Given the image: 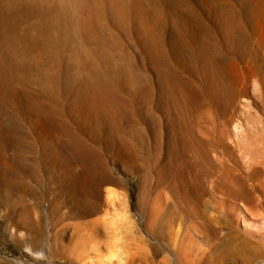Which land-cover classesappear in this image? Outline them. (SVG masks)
<instances>
[{
  "label": "rangeland",
  "instance_id": "obj_1",
  "mask_svg": "<svg viewBox=\"0 0 264 264\" xmlns=\"http://www.w3.org/2000/svg\"><path fill=\"white\" fill-rule=\"evenodd\" d=\"M0 106V264H264V0H0Z\"/></svg>",
  "mask_w": 264,
  "mask_h": 264
},
{
  "label": "bare ground",
  "instance_id": "obj_2",
  "mask_svg": "<svg viewBox=\"0 0 264 264\" xmlns=\"http://www.w3.org/2000/svg\"><path fill=\"white\" fill-rule=\"evenodd\" d=\"M64 3V2H63ZM178 7V6H177ZM178 9H179V11H180V7H178ZM186 10V9H185ZM185 10H183V11H185ZM178 12V11H177ZM178 15H179V17H180V19L182 20L181 22L182 23H186L189 27H191L192 29H196V22H195V20L192 18V17H190L188 14H186L185 12L184 13H182V12H180V13H177ZM156 25V24H155ZM142 29V28H141ZM162 29V28H161ZM153 30H155L154 32H152L154 35H149V38H150V36H153V38L152 39H150L151 40V42L153 43V42H155V44H156V40H158V36H160L159 35V32L161 31L160 30V28L157 26V28L156 29H153ZM151 33V32H150ZM151 33V34H152ZM145 35H147V34H145ZM173 36H174V38H175V45H176V47L178 48H176V50H179V49H181L182 48V44L179 42V40H178V37H177V33H175L174 32V34H173ZM145 37V36H144ZM149 38H148V40H149ZM146 39V38H145ZM143 40V39H142ZM160 40V39H159ZM146 41V40H145ZM148 43H150L149 41H148ZM160 43V42H159ZM154 44V45H155ZM149 45V44H148ZM154 45H152L153 47H154ZM159 45V44H158ZM159 50V49H158ZM157 52V51H156ZM161 52V51H160ZM181 52V51H180ZM159 54V53H158ZM162 54V53H161ZM158 56V55H157ZM159 56H160V54H159ZM166 57V56H165ZM161 58V57H160ZM159 58V59H160ZM163 59H164V56H163ZM166 60V59H165ZM163 62H165V61H163ZM160 63H161V59H160ZM161 65H162V63H161ZM164 65H162V67H163ZM161 67V66H160ZM166 69V68H165ZM81 84V83H80ZM82 85H84V84H82ZM87 85V84H86ZM77 89V88H76ZM81 89V88H80ZM84 89V88H83ZM82 90V89H81ZM90 90V89H89ZM186 92V91H185ZM7 93V92H6ZM83 93H84V90H83ZM81 97H82V92L80 91V94H79ZM79 95H77L76 94V96L78 97ZM27 96V95H26ZM25 95H24V97H26ZM86 96V95H85ZM11 97V96H10ZM27 97H31V95L30 96H27ZM34 97V96H33ZM76 97V98H77ZM12 98V97H11ZM36 98V97H35ZM35 98H33V99H35ZM75 98V99H76ZM80 98V97H79ZM86 98V97H85ZM32 98H30V99H28V101L27 102H29V103H32V105L31 106H34L33 105V103H35V101L33 100ZM87 99V98H86ZM8 100V99H7ZM6 100V101H7ZM12 100V99H11ZM26 100V99H25ZM76 100H78V99H76ZM81 100V99H80ZM79 100V101H80ZM88 100V99H87ZM87 100H86V103H87ZM4 101V100H3ZM79 101H77V103H79ZM82 101H83V99H82ZM81 101V102H82ZM40 102H43V101H40ZM111 103H112V101H110ZM4 103V102H3ZM37 103V102H36ZM84 103H85V100H84ZM8 104V103H7ZM44 104L45 103H43V106H44ZM74 104V103H73ZM96 104V103H95ZM3 105V107H5V105L4 104H2ZM30 105V104H29ZM75 105V104H74ZM79 105V104H78ZM83 105H85V104H83ZM98 105V104H97ZM105 105H107V104H105ZM8 106V105H7ZM10 106V105H9ZM80 106H81V104H80ZM0 107H2V106H0ZM11 107V106H10ZM30 107V106H29ZM6 108V107H5ZM4 108V109H5ZM37 108V107H36ZM85 108V107H84ZM98 108V107H97ZM109 108V107H108ZM3 109V108H2ZM1 109V110H2ZM3 109V110H4ZM34 109V108H33ZM41 109H42V107H41ZM86 109V108H85ZM36 110H38V109H36ZM88 111L90 110V109H87ZM93 110V109H92ZM86 111V110H85ZM87 111V112H88ZM1 112V111H0ZM6 112H8V114H9V112H11V110L9 109V111H4V113H6ZM90 112V111H89ZM105 112V111H104ZM2 113V112H1ZM92 113V112H91ZM90 113V114H91ZM94 113V112H93ZM85 114V113H84ZM2 115H7V113L6 114H3L2 113ZM1 115V116H2ZM8 116V115H7ZM88 116H90V115H88ZM97 116H99L98 114H97ZM96 116H94V118H95ZM4 118H6V117H4ZM8 118V117H7ZM10 118V117H9ZM8 118V120L9 121H7V120H4V123L3 124H1L2 125V127H1V133H0V135L2 136V137H4V136H6L7 138H8V140H11V139H14V137H15V135H16V128H17V126H13V123L11 122L12 120H10ZM13 118V117H12ZM113 118V117H112ZM1 119V118H0ZM92 119H93V117H92ZM108 119V118H107ZM101 120H103V119H101ZM105 120V119H104ZM1 121V120H0ZM14 121H15V119H14ZM96 121V120H95ZM111 121V120H110ZM16 122V121H15ZM108 122H109V120H108ZM107 122V123H108ZM110 123V122H109ZM19 124V123H18ZM105 125V124H104ZM19 127V126H18ZM18 130V129H17ZM20 133V132H19ZM18 135V134H17ZM5 138V137H4ZM7 138H5V141H6V139ZM18 138V137H17ZM2 140H3V138H2ZM253 141V140H252ZM251 141V142H252ZM7 142V141H6ZM5 142V143H6ZM10 142V141H9ZM254 143V142H253ZM7 144V143H6ZM250 144V143H249ZM253 145V144H252ZM252 145H250V147L248 146V148H251V146ZM247 146V145H246ZM252 147H254V146H252ZM5 148V147H4ZM78 150H80V149H78ZM247 150V149H246ZM255 151L256 150H254V148H252V149H250V151H248V152H250V158L253 160V161H255ZM257 160V159H256ZM83 161V160H82ZM84 162V161H83ZM85 163V162H84ZM235 163V162H234ZM237 163V162H236ZM85 166V165H84ZM236 166H237V168H238V172H239V175L235 178V180H236V184H235V187H234V190L231 192V191H229L228 190V187H227V189L226 190H228L227 191V196H228V198L229 197H232V198H234L233 200L234 201H237V200H239V201H242L243 202V204L246 206V210H249V212L250 211H253V212H250V213H255V211H256V209H258L259 207V205H258V203L260 204V202H259V200H258V195H256L257 193L258 194H260L259 193V190H258V188H255V187H257V186H255L254 188H251V189H249L248 187H247V182L249 181L248 180V177H246L245 176V174H244V171H243V169L241 168V166L237 163L236 164ZM257 168V167H256ZM8 169V168H7ZM3 170V169H2ZM9 170V169H8ZM6 171V170H5ZM259 171H260V169H259ZM7 172H5V174H6ZM257 173H259V172H257ZM3 174H4V172H3ZM4 174V175H5ZM251 174V173H250ZM253 174H256V173H253ZM7 175V174H6ZM5 175V176H6ZM82 175V174H81ZM252 176V175H251ZM253 178H255V175L254 176H252V178H251V180L253 179ZM79 180V182H80V184H81V186L83 185V186H86L88 183H89V181H88V179L87 178H85V177H81L80 176V179H78ZM254 181V180H253ZM252 181V182H253ZM255 185V184H254ZM82 186V187H83ZM219 186V185H218ZM222 188H223V186H221ZM220 189V188H219ZM223 190H225V188L223 189ZM231 190V189H230ZM222 192V191H221ZM224 193H226V192H224ZM231 198V199H232ZM232 200V201H233ZM233 201V202H234ZM258 202V203H257ZM262 203V202H261ZM248 208V209H247ZM257 211H259V210H257ZM229 216V215H228ZM227 216V218H229ZM231 217V216H230ZM234 217V216H233ZM231 220H232V217H231ZM234 221V220H233ZM228 223V222H227ZM204 228H205V226H204ZM206 229V228H205ZM235 230V229H234ZM246 236V235H245ZM216 239H217V237H216ZM232 241V240H231ZM260 241V240H259ZM262 241V240H261ZM261 241H260V243H261ZM264 241V240H263ZM262 241V242H263ZM253 242L255 243V244H257V241H254V237H253ZM260 243H258V244H260ZM232 246V245H231ZM230 246V242L228 241V240H224L223 242H221L219 245H218V250H217V252H216V254L214 255V259L215 260H219V261H221L222 259H223V254L225 253H223V251L225 250V249H228L229 247H231ZM238 246H239V248H240V250H241V254H243V256L244 257H251L252 259H258V258H260V253L259 252H257V248H256V246H254L252 243H250L247 239H239V241H238ZM261 246V245H260ZM227 251V250H226ZM227 253V252H226ZM224 260V259H223Z\"/></svg>",
  "mask_w": 264,
  "mask_h": 264
}]
</instances>
